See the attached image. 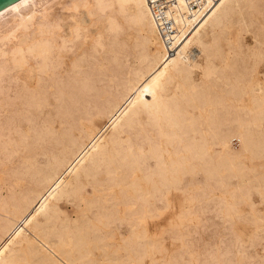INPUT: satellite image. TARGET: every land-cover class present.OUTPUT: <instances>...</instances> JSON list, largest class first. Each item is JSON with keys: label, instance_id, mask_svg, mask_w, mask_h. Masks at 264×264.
Returning <instances> with one entry per match:
<instances>
[{"label": "bare ground", "instance_id": "bare-ground-1", "mask_svg": "<svg viewBox=\"0 0 264 264\" xmlns=\"http://www.w3.org/2000/svg\"><path fill=\"white\" fill-rule=\"evenodd\" d=\"M175 13L0 9V264H264V0Z\"/></svg>", "mask_w": 264, "mask_h": 264}, {"label": "built area", "instance_id": "built-area-1", "mask_svg": "<svg viewBox=\"0 0 264 264\" xmlns=\"http://www.w3.org/2000/svg\"><path fill=\"white\" fill-rule=\"evenodd\" d=\"M149 6L152 18L154 19L158 33L161 37L163 46L167 53L172 51L170 45L175 33V21L173 16L176 14L179 6L184 7L187 11L204 10L214 0H145ZM177 7V8H176ZM181 14L189 17L185 10ZM234 141V140H232Z\"/></svg>", "mask_w": 264, "mask_h": 264}, {"label": "rangeland", "instance_id": "rangeland-1", "mask_svg": "<svg viewBox=\"0 0 264 264\" xmlns=\"http://www.w3.org/2000/svg\"><path fill=\"white\" fill-rule=\"evenodd\" d=\"M260 21L261 20H259V22ZM242 37H243V41L246 44L249 45V44L252 43L250 35L248 33L247 34L245 33V35L243 34ZM244 56L245 57H244L243 61L238 60V64H239L238 68H242L244 66V64H246L248 62L247 55L245 54ZM257 71H258L260 77L264 80V76H263L264 75V60L258 66ZM231 150L233 152H238L240 150L239 144H238V142L236 140L231 142ZM256 164H263V167H264V159H262L260 161H257ZM260 172H262V170ZM252 202H253V210H254V212H256L257 214H263L264 213V203L263 202L260 203L259 197L256 194L252 195ZM62 206H63V209L67 213H69L70 216H73L74 213H73L72 207L69 204L63 203ZM258 225H259V227H263L264 226V221L260 220L258 222ZM217 229L220 230L221 227H218Z\"/></svg>", "mask_w": 264, "mask_h": 264}, {"label": "water", "instance_id": "water-1", "mask_svg": "<svg viewBox=\"0 0 264 264\" xmlns=\"http://www.w3.org/2000/svg\"><path fill=\"white\" fill-rule=\"evenodd\" d=\"M15 0H0V9Z\"/></svg>", "mask_w": 264, "mask_h": 264}]
</instances>
